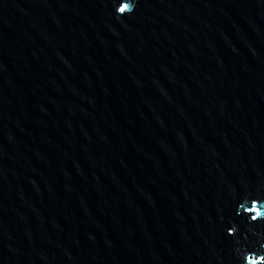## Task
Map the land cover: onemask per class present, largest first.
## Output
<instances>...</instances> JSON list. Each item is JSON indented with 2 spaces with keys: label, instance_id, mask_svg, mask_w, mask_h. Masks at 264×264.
<instances>
[{
  "label": "water",
  "instance_id": "95a60500",
  "mask_svg": "<svg viewBox=\"0 0 264 264\" xmlns=\"http://www.w3.org/2000/svg\"><path fill=\"white\" fill-rule=\"evenodd\" d=\"M0 264H264V0H0Z\"/></svg>",
  "mask_w": 264,
  "mask_h": 264
}]
</instances>
